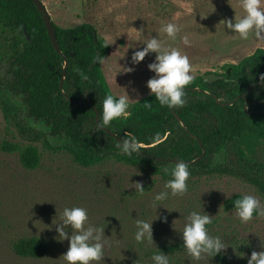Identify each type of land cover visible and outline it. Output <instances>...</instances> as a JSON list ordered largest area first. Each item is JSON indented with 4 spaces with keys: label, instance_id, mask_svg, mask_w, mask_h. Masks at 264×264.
<instances>
[{
    "label": "rangeland",
    "instance_id": "374dc122",
    "mask_svg": "<svg viewBox=\"0 0 264 264\" xmlns=\"http://www.w3.org/2000/svg\"><path fill=\"white\" fill-rule=\"evenodd\" d=\"M41 1L52 20L60 26L89 23L96 28L97 37L113 50L100 63L106 80L115 96L129 95L130 108L149 94L146 81L154 73L147 65L155 53L146 55L134 66V71L121 70L132 66V52L142 49L143 43L152 36H158L166 47L177 48L188 56L194 79L206 72L223 73L225 64L238 63L258 48H264V40L253 35L241 41L231 35V30L226 27L223 30L222 20L234 21L235 15L241 14L239 0ZM167 23L179 28L174 41L160 31ZM12 36L0 28V53L5 57ZM185 36L190 41L188 45L183 43ZM129 43L137 47L127 50ZM10 79L9 65L4 62L0 66V264H66L62 255L69 242L54 239L57 235L54 226L46 228L65 206L86 208L89 222L105 227L108 243L104 257L93 264H135L136 261L137 264H150L147 256L152 250L181 239L185 217L192 210L212 217V223L207 226L209 234L218 235L232 245L234 249L229 245L222 251L231 264H247L252 251L264 250L261 247L264 218L253 216L251 221L242 224L235 210L224 208V201L236 194L254 195L264 204V193L246 179L213 171L189 170L188 191L183 196H170L164 202L169 210L163 206L155 210L153 196L164 190L165 182L171 179L174 163L167 162L161 167L165 175L113 159L90 168L77 165L65 148L67 140L50 136L45 123L28 115L23 98L12 96L6 90L5 83ZM7 142L36 146L41 155L39 167L32 170L23 167L19 153L3 149ZM240 150L264 162V145L252 143L246 147L242 143L218 154L215 164L232 168ZM135 182L142 183L143 194L135 190L132 184ZM161 217H166V222H162ZM137 219L153 220L152 243H138L134 239ZM24 237L43 239L49 254L41 259L17 257L12 243ZM243 253L244 256L239 257Z\"/></svg>",
    "mask_w": 264,
    "mask_h": 264
},
{
    "label": "trees",
    "instance_id": "16d2710c",
    "mask_svg": "<svg viewBox=\"0 0 264 264\" xmlns=\"http://www.w3.org/2000/svg\"><path fill=\"white\" fill-rule=\"evenodd\" d=\"M52 22L60 49L68 58L64 93L60 89L64 59L54 49L42 13L32 0H0V28L13 34L8 56L0 53V66L4 62L9 65L11 79L5 83L6 90L12 96L23 98L28 115L45 123L50 136L67 140L65 148L74 163L90 168L113 159L165 175L161 167L167 164L168 158L187 162L202 155L194 135L202 142L205 155L188 165L189 170L241 176L264 193V162L254 155L240 150L232 168L214 162L215 157L228 147L237 148L242 143L246 147L252 143L264 145V113L244 110L245 101L249 111L264 109V85L259 82L260 74H264V48H258L238 63L225 64L224 72L217 73L224 76L222 80L205 83L203 76H199L186 86V102L182 107H176L175 113L189 132L172 109L162 107L153 95L148 94L133 103L130 115L114 120L108 126L120 139L126 138L127 134L143 145L139 154L128 156L119 151L116 138L96 128L95 111L102 115L105 95L115 94L100 62L91 70L89 67L96 60L97 50L104 58L113 50L97 37L96 28L89 23L65 27ZM196 88L213 96L199 93ZM216 98L221 104L216 103ZM253 102L255 105L250 106ZM149 103L151 107H145ZM44 142L49 145L47 139ZM3 149L19 153L26 169H36L41 164V155L34 145L7 142ZM112 151L117 153L102 156ZM251 152L254 154L253 150ZM242 196L236 194L227 198L225 210H235L234 201ZM159 250L168 255L170 264H231L223 252L212 258L193 259L184 249L182 239L152 250L147 256L150 264H153L152 255ZM12 251L24 259H41L49 254L47 244L39 237L18 239L12 243Z\"/></svg>",
    "mask_w": 264,
    "mask_h": 264
},
{
    "label": "clouds",
    "instance_id": "9594fccd",
    "mask_svg": "<svg viewBox=\"0 0 264 264\" xmlns=\"http://www.w3.org/2000/svg\"><path fill=\"white\" fill-rule=\"evenodd\" d=\"M239 7L242 10L241 14L235 15L234 21L225 19L220 22L223 30L225 31V27L231 30V35L241 41L248 40L250 35L255 36L258 40H264V0H239ZM160 31L174 41L179 28L174 23H167L161 27ZM183 43L185 45L190 43L187 36L183 37ZM143 45L142 49L132 52L130 57L132 66L124 67L121 71H134V66L143 61L146 55L155 53L154 59L147 65L148 70L154 73L146 81L149 94L153 95L162 107L166 106L170 109L182 107L186 102L184 98L185 88L194 80L188 56L182 54L177 48L166 47L158 36H152ZM136 47L134 43H129L127 50ZM105 59L99 57L98 61L103 63ZM259 82L264 85V74H260ZM130 100L128 94L119 96L106 94L102 101V115L100 114L98 122L96 121V128L99 131L108 129L114 120L130 115L128 111ZM145 107H151V104H146ZM140 147L141 144L138 139L134 136H127V134L126 138L120 139L117 143L119 151L128 156L139 154ZM170 175L171 179L165 182L164 190L153 196L152 207L155 210L158 206L168 209L164 206V202L170 196H183L188 191L187 181L190 171L184 160L175 162ZM132 184L138 193L143 194L145 192L141 182ZM234 209L242 224L251 221L254 214L256 217L264 218V204L251 194H245L236 199ZM55 218V221L53 219L52 224L46 228L54 226L57 233L54 239L60 242L64 240L69 242L67 251L62 255L66 264H93V262H99L103 259L104 249L108 243L104 235L105 227L90 223L86 208L65 206L59 214H56ZM161 219L162 222L167 220L166 217H161ZM152 221L136 220L134 239L138 243L153 242ZM211 223L212 217L205 212L192 210L185 217V223L180 232L181 239L184 249L195 260H201L205 257L212 258L231 245L220 236L209 234L207 226ZM261 247L264 248V244ZM243 256L244 253L239 255V257ZM151 260L153 264H170L168 255L160 250L152 255ZM247 264H264V250L252 251L247 259Z\"/></svg>",
    "mask_w": 264,
    "mask_h": 264
},
{
    "label": "water",
    "instance_id": "95a60500",
    "mask_svg": "<svg viewBox=\"0 0 264 264\" xmlns=\"http://www.w3.org/2000/svg\"><path fill=\"white\" fill-rule=\"evenodd\" d=\"M35 4V6L37 7V9L42 13V16H43V20H44V23H45V26H46V29H47V33L50 37V40L53 44V47L54 49L56 50V52L58 54H60L63 59H64V65H63V73H62V78H61V83H60V89H61V92L64 93V89H63V83H64V80L66 78V74H67V66H68V58L67 56L62 52V50L60 49V46L58 44V40L56 38V34H55V29L53 27V20L50 16V13L48 12L46 6L43 4V2L41 0H32ZM24 33L25 35L27 36L28 40H30V36L28 34V31L26 28H24ZM95 43L97 45V38H95ZM101 57V53H100V50H97V57H96V60L94 61V63L89 67V70L93 69L98 63V58ZM224 79V76L221 75V74H217V73H207V74H204L203 75V81L205 83H213V82H216L218 80H222ZM194 90V89H192ZM195 91L199 92V93H204V94H207V95H210V96H213L212 94H210L208 91L206 90H202L200 88H196ZM216 103L218 104H221V100L219 98H216ZM223 105H232V103H223ZM248 102L245 101V111L246 112H250V113H258V114H263L264 113V109L263 110H253V111H249L248 110ZM172 111L173 113L176 115L175 113V108H172ZM96 113V121L98 122L100 116H99V113L98 111H95ZM176 118L177 120L180 122V124L183 126V128L189 132L187 126L185 125V123L180 119L179 116L176 115ZM106 133H108L110 136L116 138L117 141L120 140V138L117 136L116 133L112 132L111 130L109 129H103ZM193 138L198 140L199 141V144L202 148V155L200 157H198L197 159L193 160V161H187L186 163L188 165L190 164H194L196 163L197 161H199L204 155H205V149L202 145V142L198 139V137L194 136L193 135ZM141 144V143H140ZM141 146H143L141 144ZM117 153L116 151H112V152H106V153H103L102 156L105 157V156H108L110 154H115ZM168 162H172L175 164V162L177 161V159H171V158H168L167 159Z\"/></svg>",
    "mask_w": 264,
    "mask_h": 264
}]
</instances>
